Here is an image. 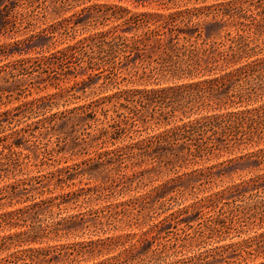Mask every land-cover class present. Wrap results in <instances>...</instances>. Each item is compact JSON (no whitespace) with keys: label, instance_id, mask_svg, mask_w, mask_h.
Here are the masks:
<instances>
[{"label":"rangeland","instance_id":"rangeland-1","mask_svg":"<svg viewBox=\"0 0 264 264\" xmlns=\"http://www.w3.org/2000/svg\"><path fill=\"white\" fill-rule=\"evenodd\" d=\"M11 1L0 0V13L2 4H7L18 26L14 31L2 30L0 17V214L43 205L37 213H27L26 221L1 223L0 239L17 237L0 250V261L97 264L124 255L145 236L151 242L140 252L148 250L147 258L160 254L148 264H264V163L259 164L254 156L264 150L263 143L234 151L224 149L194 163L171 162L162 168L140 159L132 161L136 165L126 158L130 147L182 125L264 107V92L258 89L261 86L264 90V76L253 80L245 100L225 107L214 104L186 116L178 113L168 124L158 125L150 120L152 111L137 117L128 114L118 95L185 87L225 71L178 76L163 72L161 77H148L143 72L162 69L166 58L156 48L146 50L150 56L144 62L147 69L136 61L135 54L129 62L120 60L118 70H95L97 65L89 59L97 47H88L82 56L67 61L54 56L91 38L120 36L131 40L158 28L165 32L164 41L170 46L180 30L198 26L203 31L200 39L192 29L189 34L194 37L188 42L183 39L185 34H180L178 45L205 47L209 58L228 50L230 39L237 34L247 39L248 54L228 70L236 69L264 59V3ZM241 3L247 20L215 19L214 7ZM188 10L198 15L190 23L169 18ZM215 21L219 23L213 24ZM168 28L178 29L170 32ZM19 62H25L24 69L12 70ZM7 66L13 71L9 83H5L2 71ZM40 100L50 103L33 111L25 106ZM5 112L9 114L3 116ZM117 154H123L122 163L115 162ZM174 179L186 180L181 188L184 191L174 183L159 196L149 198L157 187ZM211 198L219 202L209 201ZM124 202L138 204L129 210L115 207ZM186 209L187 214L183 213ZM72 217H84L86 222L70 225L68 230L64 221ZM155 225L160 235L149 234ZM32 230L36 233L30 234ZM33 251L49 252L45 257Z\"/></svg>","mask_w":264,"mask_h":264},{"label":"trees","instance_id":"trees-1","mask_svg":"<svg viewBox=\"0 0 264 264\" xmlns=\"http://www.w3.org/2000/svg\"><path fill=\"white\" fill-rule=\"evenodd\" d=\"M152 1H155L158 4L165 3V0ZM260 1H262L261 4L264 3V0ZM2 5L3 9L0 13V17L2 18L1 29H13L12 31H14L18 28L17 22L13 19V14L8 11L9 6L7 4L4 5V3ZM213 13H215V19L218 17H221V20L229 21H233L234 19H248L245 15L247 14V10L244 9L243 3L237 6L231 4L227 6H216L213 8ZM194 15V12L188 10L186 12L181 11L171 14L169 18L172 22L180 20L181 23H185L186 21H189L188 23H190L194 17H198V15ZM263 18L264 15L261 16V19ZM218 23V21H215L213 24ZM167 25L168 24H166V26ZM240 26H243L242 22H240ZM176 29L171 28L169 30L170 32H173ZM192 29L195 30L196 38L200 39L203 31L199 30V27L196 26V28H188V31H186L187 29L180 30L179 34L176 35V42L169 46L164 41L166 35L165 32H161V29L158 28L147 33L143 38H133L131 40L120 36H115L113 38H109L108 36L91 38L89 39V42L87 40L82 41L75 46H69L66 50L58 51L53 55L62 57L63 61H67V59L82 56L88 47H97L94 56L90 57L89 63L97 65L98 68L95 69L93 67L91 70L107 68L118 70V65L122 64V61L120 60L124 59L125 61H128L132 56H135V54L138 55L136 61H139L142 66L145 65V69H147V65L144 62L146 59H149L150 56L146 55V50L148 48H156V50L164 54L166 58L163 60L162 69L157 70L154 68L148 74H145L146 71L143 72L144 75L148 77H161L163 72H166L168 75L178 76L179 74L198 75L201 73H220L225 71L224 74L209 81L190 84L185 87L153 91H135L130 93H120V95H118V98L124 101V104H121L122 109L128 111V114H135V117H137L138 115L143 116L145 113H150V111H152L150 114V120L155 121L158 125L168 124L171 119L178 116V113L186 116L188 113L194 111L211 108L214 104L219 105V107H225L228 104H234L236 100H245L249 97L246 91L249 90L253 80H260L264 76V59L243 65L236 69L228 70L233 65L239 63L245 54H248L249 43L242 34H237L230 39L231 46H229L228 50L220 52L218 57L209 58L207 54L208 49L205 47L198 48L195 43L189 44L188 46L184 45L182 47L178 45L180 34H185L183 39L188 42L194 37L189 34V31ZM212 37L213 34H211L208 39H211ZM127 53L129 54L126 55ZM182 54L184 57L186 56L187 59H183V56H181ZM204 57H207V60H204ZM24 64L25 62H19L12 68V70L24 69ZM12 70H9L8 66L7 69L6 67L2 69L6 74L5 83H9L10 78L13 77ZM92 72L90 73V76L92 75ZM262 88L263 87L260 86L258 89L259 91L264 92ZM219 94H221V96L220 98H217V95ZM216 98L217 102H215ZM49 103V101L40 100L37 103H27L25 106H29L33 111L45 108ZM8 114V112H5L3 116H7ZM1 116L2 115H0V117ZM2 125L3 124L0 122V126ZM261 143L264 144V107L252 111L229 113L222 116L204 118L194 123L182 125L174 130L157 135L146 141L144 144L130 147L129 152L126 154V158L131 162L135 159H140L142 163L150 162L154 168H162L171 165V162L194 163L205 155H214L216 152L220 153L221 151H224V149L234 151L246 149L248 147H256ZM254 156L259 159V164L264 163V150L258 151ZM122 160L123 154H117L115 162L122 163ZM202 175L203 174L201 173L200 176ZM204 177L209 178L212 176L211 174H205ZM261 179L264 180V177ZM185 181L186 180L182 179L171 180L170 182L157 187L151 194H149V198L151 199L155 198V196H159L161 194L160 192H164L163 190L166 187L172 186L174 183H177L181 189ZM1 194L2 193L0 192V195ZM1 200L2 198H0V201ZM208 200L213 203L219 202L212 198ZM137 204L138 203L136 202H124L115 207H123V210H129ZM42 205L43 204L38 203L28 209L0 214V225L2 222L13 223L15 220L26 221L25 215L31 210L37 213V208L42 209ZM202 206L203 205L196 207L195 210L199 211ZM109 211L110 215H112L114 212L113 207L110 208ZM121 212L126 213L125 211ZM188 212L189 209L183 211L185 214ZM219 217H222V215H219ZM81 222H86L84 217H72L65 220L64 224H66L67 229L70 230V225H79ZM212 223L213 221H211V224ZM31 233H36V231L32 230L30 234ZM153 233L160 235L158 225H155L149 232V234ZM19 236L20 235H18V238ZM16 237L10 236L0 239V250L3 249L8 242L16 239ZM148 242L151 241L143 236L139 239L138 244L133 245V247L128 249L124 255L121 254L97 264H148L151 259L153 261L160 256V254H156L152 258H147L145 253H147L148 250L143 254L140 252L141 248ZM104 243H107V241H103L102 244ZM33 252H38L39 255L47 257L49 251ZM6 262L8 261H0V264H6Z\"/></svg>","mask_w":264,"mask_h":264}]
</instances>
